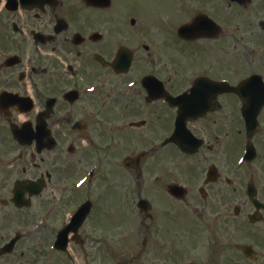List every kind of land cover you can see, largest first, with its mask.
Masks as SVG:
<instances>
[{
    "label": "flooded vegetation",
    "instance_id": "obj_1",
    "mask_svg": "<svg viewBox=\"0 0 264 264\" xmlns=\"http://www.w3.org/2000/svg\"><path fill=\"white\" fill-rule=\"evenodd\" d=\"M98 2L0 0V223L86 203L76 253L117 221L111 264H264V0H173L154 24Z\"/></svg>",
    "mask_w": 264,
    "mask_h": 264
},
{
    "label": "rangeland",
    "instance_id": "obj_2",
    "mask_svg": "<svg viewBox=\"0 0 264 264\" xmlns=\"http://www.w3.org/2000/svg\"><path fill=\"white\" fill-rule=\"evenodd\" d=\"M173 0H116V8L113 12H127L131 8H134L137 12H148L149 17L145 20L149 24H154L158 21V18L163 14H171L173 10ZM143 15V14H142ZM210 55V54H207ZM173 55L168 56L172 58ZM159 59H155V63ZM237 71L241 68V62L235 63ZM234 66V63L231 64ZM230 69H227L228 71ZM99 174V172H98ZM99 180L95 183H98ZM32 211V216L23 217L21 214H13L14 223H17V226H14L13 232L9 233L10 223L5 226L4 223H0V244L7 239L8 236H11L16 231L21 230L23 238L19 240L16 244L14 251L11 254L0 257V264H111L112 258L108 249H111L114 241L118 242L116 237L119 234H122L123 228L121 225H118L117 221H113V228L115 229L113 236L110 240H100L99 236L103 232H98L95 238H91L87 242V253L89 255L83 254V252H75L71 250V255L67 253H52L50 249V240L53 237L54 231L50 229L51 226H39V223L42 222L38 217L39 214H42V208L40 211ZM131 213H137L138 210L131 208ZM38 217V218H37ZM41 217V216H40ZM117 222V223H116ZM36 223V224H35ZM35 224V225H34ZM13 226V225H12ZM106 227H111L107 225ZM111 246V247H110ZM181 253V252H179ZM181 258V257H180ZM183 257L179 259L180 262L184 261ZM111 261V262H110Z\"/></svg>",
    "mask_w": 264,
    "mask_h": 264
}]
</instances>
